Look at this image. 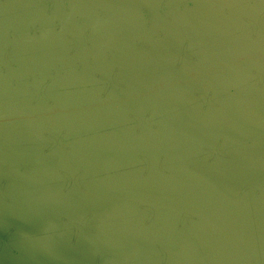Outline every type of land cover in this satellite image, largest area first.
<instances>
[{
  "label": "water",
  "instance_id": "95a60500",
  "mask_svg": "<svg viewBox=\"0 0 264 264\" xmlns=\"http://www.w3.org/2000/svg\"><path fill=\"white\" fill-rule=\"evenodd\" d=\"M0 264H264V0H0Z\"/></svg>",
  "mask_w": 264,
  "mask_h": 264
}]
</instances>
